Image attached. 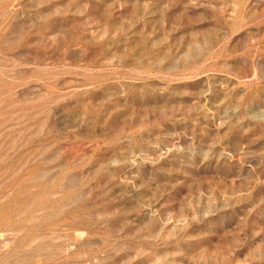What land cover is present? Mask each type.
I'll return each mask as SVG.
<instances>
[{
    "label": "rangeland",
    "instance_id": "374dc122",
    "mask_svg": "<svg viewBox=\"0 0 264 264\" xmlns=\"http://www.w3.org/2000/svg\"><path fill=\"white\" fill-rule=\"evenodd\" d=\"M0 264H264V0H0Z\"/></svg>",
    "mask_w": 264,
    "mask_h": 264
}]
</instances>
